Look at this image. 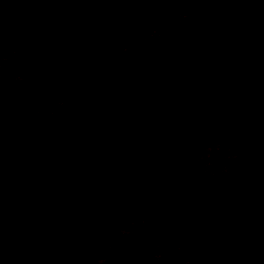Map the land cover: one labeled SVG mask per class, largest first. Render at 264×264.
I'll use <instances>...</instances> for the list:
<instances>
[{"label": "rangeland", "instance_id": "rangeland-1", "mask_svg": "<svg viewBox=\"0 0 264 264\" xmlns=\"http://www.w3.org/2000/svg\"><path fill=\"white\" fill-rule=\"evenodd\" d=\"M62 1L57 29L72 21L75 11L90 0ZM120 1L109 0L94 17L83 19L73 35L83 37V46L71 38L47 40L39 46L30 40L12 41L0 29V125L4 127L0 174L11 165L5 161L8 152L25 173L19 179L11 176L6 199L0 202V217L30 187L36 173L50 176L48 195L3 230L0 253L5 245L44 248L63 240L89 263L119 264L116 255L123 251L125 235L147 232L150 222L160 216L158 207L104 219L100 210L88 204L91 190L102 189L110 172L128 173L132 164L157 169L174 163L187 172L175 197L176 219H185L188 227L175 240L154 241L143 264H264V185L250 178L254 165L264 158V37L250 35L228 58L245 75L242 84L229 88L213 75L216 63L223 59L218 52L198 57L192 64L178 56L185 45L182 40L187 42L184 49L191 51L190 37L216 13L231 5L246 7L252 16L264 15V0H149L146 13L135 1L114 13L111 7ZM0 12L20 21L8 10L0 8ZM195 15L200 23L180 38L181 25ZM164 44L174 50V57L145 73L134 69L113 74L102 69L119 55L133 52L142 58ZM76 49L83 57H74ZM182 63L189 65L186 73L172 71ZM91 68L101 74L93 84L86 76ZM59 79L83 84L125 109L128 117L111 123L99 109L89 114L58 84ZM192 82L198 89L196 101L174 94ZM144 118L151 121V136H158V141L131 134L137 120ZM74 132H85L92 143L104 147L103 155L94 160L84 155L69 158L55 137ZM254 134L261 139L258 150L252 140L243 139ZM23 136L33 142L32 152L19 146ZM115 142L118 147L112 152ZM257 208L261 213L253 214ZM241 232L252 242L245 253Z\"/></svg>", "mask_w": 264, "mask_h": 264}, {"label": "water", "instance_id": "water-1", "mask_svg": "<svg viewBox=\"0 0 264 264\" xmlns=\"http://www.w3.org/2000/svg\"><path fill=\"white\" fill-rule=\"evenodd\" d=\"M106 0H91L87 5L76 11V19L58 33H51L55 27L56 16H48L47 9L53 8L55 12L62 10L59 0H13L12 15L20 13V21H13L7 16H0V29L8 38L32 39L40 44L45 37L55 40L74 28L83 15H90ZM8 4V3H7ZM23 8H20V6ZM199 17L195 16L185 22L179 31L180 37L192 32L198 24ZM264 37V18L257 17L251 20L249 16L240 11L223 12L216 15L200 31L189 39V48L199 55H211L215 50L223 59L214 67L213 74L223 87L241 84L244 74L236 62L228 58L241 48L250 34ZM170 47L167 44L155 47L143 56V65L152 68L164 65L167 62ZM135 55L130 58L114 60L110 68L114 70L125 69L135 61ZM88 79L94 82L98 79V72L91 69ZM59 85L71 91L78 101L89 106L92 113L100 108L109 121L126 119L128 112L116 108L110 101L102 98L87 88L70 81L59 80ZM1 89V86H0ZM57 141L69 152L70 156H77L84 152L86 156L97 158L102 155V148L91 144L85 133L60 134ZM20 147L27 152L34 150V144L27 137L18 140ZM258 173L254 178L257 184L263 183L264 160L257 166ZM187 172L174 163H166L157 169H146L139 164L131 166L127 174L117 172L107 176L106 184L102 189H94L89 195V203L103 210V216L118 218L138 206L150 205L156 202L161 204L162 218L151 223L149 233L134 231L124 237L123 251L116 255L119 264H143L145 258L152 252V241L161 239L175 240L187 229L186 220L174 219L175 190L180 188L186 178ZM49 177L44 173L34 176L31 187L23 192L15 201L14 207L0 220V236L4 227L12 225L20 213L27 207L39 202L47 193ZM164 231H161V230ZM0 264H93L85 261L77 254L69 242H57L45 248L29 250L23 247L10 249L5 246L0 254Z\"/></svg>", "mask_w": 264, "mask_h": 264}, {"label": "flooded vegetation", "instance_id": "flooded-vegetation-1", "mask_svg": "<svg viewBox=\"0 0 264 264\" xmlns=\"http://www.w3.org/2000/svg\"><path fill=\"white\" fill-rule=\"evenodd\" d=\"M13 1V0H0V8H2V9H5V10H8L9 12H10V15H12V10H13V8H12V6L10 5V3ZM61 3H62V5H63V8H64V3H63V1L62 0H59ZM108 1L109 0H106L105 2H103L100 6H98L93 12H92V14H90V15H83L82 17H81V19L79 20V22H78V24L74 27V28H72L71 30H69L65 35H63V36H61V37H58L57 39H55V40H53V39H51V37H45L42 41H41V43L43 42V41H47V40H50V41H57V40H60V39H64V38H66V39H68V38H71L73 41L72 42H77V43H79V45L81 44L82 46H83V37H81V38H76V37H73V35L75 34V32H76V29L80 26V24L82 23V21H83V19L84 18H91V17H94L95 16V14H97V12L100 10V9H102V7H104L105 5H107V3H108ZM135 1H138V3H139V7H140V9L141 10H143V12L144 13H146L147 11H148V9H147V7H148V4L150 3V1L149 0H143V2H142V0H121L120 2H118L117 4H114V6H112L111 7V10L112 11H114V13H116V12H118L120 9H122V8H124V7H131V6H133L134 4H135ZM10 2V3H9ZM89 2H91V0L90 1H88L86 4H84L82 7H84L85 5H87ZM8 3V4H7ZM141 4L143 5V7L141 8ZM82 7H80L79 9H81ZM20 8H23V6L21 5L20 6ZM63 8H62V10H63ZM79 9H77V10H79ZM62 10L61 11H59V12H55V10L53 9V8H49V9H47V11H46V14L48 15V16H56V19H55V27H54V29H53V31H51V33H58V32H60V31H62L67 25H69L70 23H72L75 19H76V11H75V17L73 18V20L72 21H70V22H68L66 25H64L62 28H59V29H57V21H58V15L62 12ZM234 11H240V12H243V13H245L247 16H249L250 17V19L251 20H254L255 18H257V17H262V18H264V15H256V16H252L247 10H246V7H242V6H240V7H237V6H228V7H226V8H224L222 11H220V12H218V13H216L215 15H214V17L216 16V15H218L219 13H223V12H234ZM7 14V13H6ZM5 14V15H6ZM5 15H3V13H1L0 12V16H5ZM14 15H18V16H20V20H21V18H22V15L20 14V13H16V14H14ZM13 16V15H12ZM195 16H197V17H199V22H198V24L200 23V16H198V15H195ZM195 16H193V17H195ZM8 17V16H7ZM193 17H191L190 19H192ZM213 17V18H214ZM8 18H10V17H8ZM213 18L211 19V20H213ZM11 19V18H10ZM190 19H188L187 21H189ZM11 20H13V19H11ZM210 20V21H211ZM13 21H19V20H13ZM187 21H185V22H187ZM209 21V22H210ZM184 22V23H185ZM208 22V23H209ZM183 23V24H184ZM207 23V24H208ZM182 24V25H183ZM197 24V25H198ZM181 25V26H182ZM196 25V26H197ZM206 25V24H205ZM204 25V26H205ZM195 26V27H196ZM203 26V27H204ZM194 27V28H195ZM202 27V28H203ZM181 28V27H180ZM194 28H193V30H194ZM202 28H200L198 31H200ZM193 30H192V32H193ZM197 31V32H198ZM191 32V33H192ZM197 32H195V33H197ZM191 33H189L188 35H190ZM195 33H193V34H195ZM192 34V35H193ZM187 35V36H188ZM250 35H254V34H250ZM249 35V36H250ZM180 37V36H179ZM186 37V36H185ZM8 38V37H7ZM180 38H183V37H180ZM191 38V37H190ZM9 40H17V41H22V40H30L31 42H33L35 45H41V43L40 44H36L32 39H21V40H18V39H15V38H8ZM247 42V41H246ZM168 45V44H167ZM169 47H170V45H169ZM150 51V50H149ZM170 51H171V48H170ZM148 52V51H147ZM146 52V53H147ZM145 53V54H146ZM170 53V52H169ZM194 53V52H193ZM214 53V52H213ZM77 54V55H76ZM135 55V61L133 62V63H131L132 65H129L128 67H126L125 69H121V70H114V69H112V68H110V65H111V63L114 61V60H116V59H121V58H124V59H126V57H129L130 58V56L131 55ZM144 54V55H145ZM195 54H197V53H195ZM143 55V56H144ZM197 55H199V54H197ZM78 56H80V57H83V54H81V53H78V50L76 49L75 50V52H74V57H78ZM143 56H142V58H140L139 56H137V54H134L133 52H131V53H128L127 55H119V56H117V57H115V58H113L112 60H110V61H108L107 62V65H105V66H103L102 67V69H106L107 71H109L110 73H113V74H123V73H129V72H133L134 71V69H137L138 71L140 70V72L141 71H143L144 70V73H145V70H150V69H152V68H147V67H145L144 65H143ZM168 56H169V54H168ZM199 56H207V55H199ZM167 62H168V59H167ZM166 62V63H167ZM165 63V64H166ZM238 65V64H237ZM156 66H161V65H156ZM155 66V67H156ZM138 67V68H137ZM239 67V66H238ZM91 69H95V70H97L96 68H91ZM91 69H89L88 71H87V74H86V76H87V79H88V72L91 70ZM240 69V68H239ZM241 70V69H240ZM242 71V70H241ZM97 72H98V70H97ZM243 72V71H242ZM244 74V73H243ZM214 75V74H213ZM101 78V74H100V72H98V79L96 80V81H94V82H91L89 79H88V81L90 82V83H96V82H98V80ZM244 79H245V75H244V77H243V81L241 82V84L244 82ZM59 80H61V79H59ZM58 80V81H59ZM62 80H64V79H62ZM65 81H69V80H65ZM148 81V80H147ZM70 82H72V81H70ZM73 83H75V82H73ZM59 84V83H58ZM75 84H78V83H75ZM149 84V83H148ZM78 85H80V86H82V87H85V88H87L89 91H91L92 93H94V94H96V95H98L97 93H95V92H93L91 89H89L88 87H86V86H84L83 84H78ZM240 85V84H239ZM61 86V85H60ZM237 86V85H236ZM62 87V86H61ZM232 87V86H231ZM63 88V87H62ZM224 88H229V87H224ZM64 90H66L65 88H63ZM67 92H69L70 94H72L74 97H75V95L71 92V91H68V90H66ZM99 96V95H98ZM101 97V96H100ZM103 98V97H102ZM75 99H77L76 97H75ZM78 100V99H77ZM80 102V101H79ZM82 105H84V106H86L87 107V111H88V108H89V106L87 105V104H84L83 102H80ZM112 103V102H111ZM113 104V103H112ZM114 105V104H113ZM115 106V105H114ZM116 107V106H115ZM116 108H119V107H116ZM97 109H99V110H101L100 108H97ZM119 109H121V108H119ZM96 110V109H95ZM101 112H102V110H101ZM89 113V112H88ZM93 113V112H92ZM92 113H89V114H92ZM102 114H103V112H102ZM103 116L106 118V120L108 121V122H111V123H117V122H121V120H124V119H120V120H118V121H109L108 120V118L103 114ZM74 133H85V132H74ZM61 134H72V133H61ZM86 134V133H85ZM58 135H60V134H58ZM57 135V136H58ZM57 136L55 137V139L57 138ZM86 136H87V134H86ZM24 137V136H23ZM260 137V136H259ZM116 138H118V137H116ZM242 138V137H241ZM87 139H88V141L91 143V144H93V145H97V146H100L101 148H102V150H103V152H104V147H102L101 145H99V144H94V143H92L90 140H89V138H88V136H87ZM243 139L244 140H246V139H249V141H253L255 144H254V149H256V150H258V149H260V145H258L259 144V141H261V139L259 140V138H258V135H247V136H244L243 137ZM56 141H57V139H56ZM58 142V141H57ZM33 143V142H32ZM19 144V143H18ZM58 144L60 145V147L64 150V153H66L67 154V156L69 157V158H75V157H78V156H86L85 155V153L84 152H81L80 154H78L77 156H70L69 155V152H68V150L62 145V144H60L59 142H58ZM20 146V145H19ZM113 148H112V152H115L114 151V149H117V147H118V142H115L113 145ZM107 147V146H106ZM105 147V148H106ZM115 147V148H114ZM251 147H253V145H251ZM34 148H35V146H34ZM22 149V148H21ZM107 149V148H106ZM23 150V149H22ZM24 151V150H23ZM27 152V151H26ZM32 152V151H31ZM103 152H102V155H103ZM9 154L11 153V152H8ZM101 155V156H102ZM100 156V157H101ZM86 157H88V156H86ZM100 157H97V158H100ZM88 158H90V159H97V158H91V157H88ZM264 160V158L263 157H260L259 158V160H258V163H256L255 165H254V173H252L251 175H250V178L252 179V181H253V183L254 184H256V185H259V186H263L264 185V172H262L261 171V174L263 175V183H260V184H257V183H255L254 182V178L256 177V174L258 173V171H257V166H259L260 164H261V162ZM132 165H134V164H132ZM131 168V167H130ZM130 168H129V170H130ZM21 169H22V166H21ZM128 170V171H129ZM114 172H117V171H113V172H110V173H108L107 175H106V178H105V183H104V186H105V184H106V180H107V176L108 175H110L111 173H114ZM39 173H43V172H39ZM117 173H119V172H117ZM36 174H38V173H36ZM35 174V175H36ZM44 174H46V173H44ZM120 174V173H119ZM122 174V173H121ZM125 174H127V172L126 173H124L123 175H125ZM34 175V176H35ZM48 177H49V183H50V176L48 175V174H46ZM34 176H33V178H34ZM33 178H32V181H33ZM8 184H0V202L1 201H3V200H5L6 198V192H5V190H6V186H7ZM31 185H32V182H31ZM31 185H30V187H31ZM103 186V187H104ZM29 187V188H30ZM29 188H27L26 190H28ZM49 189H50V185H49V187H48V191H47V193L45 194V196L46 195H48V193H49ZM94 189H97V188H93L91 191H93ZM98 189H100V188H98ZM179 189V188H178ZM178 189H176L174 192H175V196H176V191L178 190ZM26 190H24L23 192H25ZM23 192H21L19 195H21ZM91 193V192H90ZM18 195V196H19ZM90 195V194H89ZM45 196L39 201V202H37V203H35V204H33V205H31V206H29V207H27V208H25L21 213H20V215L17 217V219L19 218V217H21L24 213H26L27 211H29L31 208H33L36 204H38V203H40L44 198H45ZM4 197V198H3ZM18 198V197H17ZM16 198V199H17ZM88 198H89V196H88ZM16 199L13 201V203H12V205L11 206H9L10 208L8 209V210H6L5 212H3L2 213V216L0 217V220H1V218L9 211V210H11L13 207H14V204H15V201H16ZM175 200H176V197H175ZM88 204H90L89 203V200H88ZM153 205H156L157 207H158V211H159V213H160V216H159V218L158 219H156V220H152L151 222H150V227H149V230H147V232L146 233H149L150 232V230H151V223L152 222H154V221H159V220H161V218H162V209H161V204L159 203V202H156V203H153V204H148V205H144V206H138V207H135L134 209H132L131 211H129V212H126V213H130V212H132L133 210H135V209H137V208H142V207H148V206H153ZM91 207H93V208H96V209H98V210H100V213H101V215H102V217L104 218V219H111V220H116V219H119V217L121 216V215H124V214H126V213H123V214H121L118 218H114V217H107V218H105L104 216H103V210L102 209H100V208H98V207H95V206H92V205H90ZM213 209H214V207H213ZM179 212V205H178V203L176 202V205H175V213H174V219L175 220H180V219H183V218H180V219H176V217H177V213ZM252 213L253 214H259V213H261V209L260 208H257V209H254V210H252ZM16 219V220H17ZM15 220V221H16ZM183 220H185V219H183ZM187 223H188V221H187ZM5 228H7V227H4L3 228V230L5 229ZM3 230L1 231V236H2V233H3ZM137 231H139V230H137ZM141 231V230H140ZM161 231H164L163 229L161 230ZM257 234H259L258 232H257ZM260 235V234H259ZM1 236H0V238H1ZM262 236V235H261ZM241 247H242V250H243V253H245V252H247V248H248V246L252 243L250 240H249V237L247 236V233L246 232H241ZM261 240H260V242L262 243V240H263V236L262 237H259ZM168 240H170V239H168ZM61 241H63V240H61ZM61 241H57V242H61ZM264 241V240H263ZM57 242H54V243H52L50 246H52L53 244H55V243H57ZM64 242H68V241H64ZM154 241H152V243H153ZM70 243V242H69ZM5 246H8V245H5ZM4 246V247H5ZM4 247H3V249H4ZM48 247V246H47ZM16 248H19V247H16ZM45 248V247H44ZM74 248V247H73ZM2 249V250H3ZM10 249L11 250H13V249H15V248H11L10 247ZM34 249H40V248H33V249H29V250H34ZM75 249V248H74ZM76 251V250H75ZM2 252V251H1ZM76 253H77V251H76ZM1 254V253H0ZM77 254H79V253H77ZM80 255V254H79ZM83 258V257H82Z\"/></svg>", "mask_w": 264, "mask_h": 264}, {"label": "trees", "instance_id": "trees-1", "mask_svg": "<svg viewBox=\"0 0 264 264\" xmlns=\"http://www.w3.org/2000/svg\"><path fill=\"white\" fill-rule=\"evenodd\" d=\"M183 43H185L184 48L186 49L187 42L182 40V44ZM184 48L181 51L178 52L179 54L176 53V54H178V56L180 55L181 58H184V63H185V61H188L190 64H192L196 59H198V57H201V56H199V55H197V54H195V53H193L191 51L185 50ZM174 54H175L174 50H171L170 53H169V56H168V62H169V60L171 58L174 57ZM189 57H190V60H189ZM191 61H193V62H191ZM180 62H182V61H180ZM184 63H182L179 67L175 66L174 70H172V71L175 72V73L176 72L180 73V74L186 73V71H184V69L186 68V66H189V65L188 64L184 65ZM178 71H180V72H178ZM196 82H198V81H196ZM195 85H196V83L192 82L191 86L189 85V87L185 88L183 92H180V91L176 92L175 91L174 94L175 95L176 94H179V95L183 94V98L185 100H190V101L191 100L192 101L195 100L196 101L199 96L196 95V92L198 91V89L194 88ZM197 88H198V86H197ZM191 89H192V94H190ZM188 93H189V96H187ZM137 121L138 122L136 123V125H134V129H131L132 130L131 134H133L134 137H137V139L139 137L143 136V135H145V136H149L150 135L151 136V134H152L151 131L154 129L153 125L151 124V121L147 120V118H144L142 120H137ZM3 128L4 127L2 125H0V133H2V129ZM155 138H157V141L159 140L158 136H156V137L155 136H153V137L151 136V139H155ZM121 142H123V141L120 140V144H121ZM0 146H1V143H0ZM10 154H12V152ZM10 154L7 153L5 155V158L7 157V159H5V161L10 160L11 165L8 167L7 171L1 172V174H0V184H8V182H12L11 181V176L12 177L14 176L16 179H19V178H21L22 176L25 175V173L23 175L21 174V167L18 166V162H13L12 161L13 155H10ZM31 248L33 249V246Z\"/></svg>", "mask_w": 264, "mask_h": 264}]
</instances>
